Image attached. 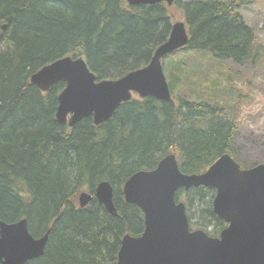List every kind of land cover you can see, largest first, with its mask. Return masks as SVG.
<instances>
[{
  "label": "trees",
  "instance_id": "1",
  "mask_svg": "<svg viewBox=\"0 0 264 264\" xmlns=\"http://www.w3.org/2000/svg\"><path fill=\"white\" fill-rule=\"evenodd\" d=\"M244 3L0 0V221L27 219L34 237L49 230L43 255L26 264H118L121 238L143 230L140 210L124 204L119 192L131 174L168 153L187 174L205 171L224 153L234 156L235 106L223 96L231 91L223 86L228 79L211 61L194 75L174 55L204 53L236 64L253 56ZM173 8L189 40L164 65L172 101L136 97L99 125L91 117L73 127L56 121L64 83L44 92L30 83L33 73L65 56L84 58L97 80L144 67L170 34ZM101 181L114 188L117 216L96 201L85 208L77 203L80 192ZM214 193L199 186L175 197L185 203L191 226L216 237L225 222L212 211Z\"/></svg>",
  "mask_w": 264,
  "mask_h": 264
},
{
  "label": "water",
  "instance_id": "2",
  "mask_svg": "<svg viewBox=\"0 0 264 264\" xmlns=\"http://www.w3.org/2000/svg\"><path fill=\"white\" fill-rule=\"evenodd\" d=\"M129 5L166 3L176 0H126ZM189 33L183 20L172 23L168 38L159 45L149 63L116 79L97 80L84 58L65 56L33 73L30 83L48 91L64 83L57 96L55 119L73 127L86 117L99 125L109 120L132 93L170 102L172 95L163 72L162 60L183 48ZM211 187L215 193L213 213L226 225L219 235L202 229L190 230L185 203L176 199L180 189ZM127 203L143 213L139 236L125 234L117 252L118 264H264V164L242 168L228 153L222 154L201 173L180 171L175 155L162 158L152 170H139L122 186ZM94 196L106 211L117 216L113 188L101 181ZM92 196L78 195L80 207ZM49 230L34 237L27 219L0 221V264H26L43 255Z\"/></svg>",
  "mask_w": 264,
  "mask_h": 264
},
{
  "label": "rangeland",
  "instance_id": "3",
  "mask_svg": "<svg viewBox=\"0 0 264 264\" xmlns=\"http://www.w3.org/2000/svg\"><path fill=\"white\" fill-rule=\"evenodd\" d=\"M245 1L241 8V15L252 31L253 56L237 64L231 60L217 62L204 53H176L174 59L182 61L189 71L194 69V75L198 74L201 67H205L208 61L219 65L220 69L216 68V70L218 69V73L228 79L227 83L223 82V86H228L231 90L224 91L223 96L231 98L233 110L235 106L236 131L232 141L233 158L242 168H250L257 164H264V0ZM176 9L169 11L172 23L184 20ZM169 56L162 60L167 82L169 79L164 65L169 60Z\"/></svg>",
  "mask_w": 264,
  "mask_h": 264
},
{
  "label": "flooded vegetation",
  "instance_id": "4",
  "mask_svg": "<svg viewBox=\"0 0 264 264\" xmlns=\"http://www.w3.org/2000/svg\"><path fill=\"white\" fill-rule=\"evenodd\" d=\"M119 78V77H118ZM97 79V78H96ZM116 79V78H115ZM139 98V99H144V98H146V97H140L139 95H137V93H132V95H131V98L128 100V101H130V100H132V99H134V98ZM127 102V101H126ZM123 103H125V102H123ZM122 104V103H121ZM120 104V105H121ZM119 108V107H118ZM117 108V109H118ZM117 111V110H116ZM115 111V112H116ZM114 112V113H115ZM113 116V115H112ZM91 117V116H90ZM92 118V117H91ZM108 121V120H107ZM168 154H170V153H168ZM172 154H174V153H172ZM167 155V154H166ZM165 155V156H166ZM175 155V154H174ZM164 156V157H165ZM164 157H161V158H159L158 160H157V163H156V165H155V167L157 166V164H158V162L162 159V158H164ZM175 158H176V160H177V157H176V155H175ZM177 163H178V165H179V162H178V160H177ZM155 167H153V168H151V169H144V170H152V169H154ZM179 168H180V166H179ZM180 171H181V169H180ZM182 172V171H181ZM134 174V173H133ZM132 175V174H131ZM130 175V176H131ZM129 178V177H128ZM127 178V179H128ZM109 182V181H108ZM125 182V181H124ZM110 183V182H109ZM124 184V183H123ZM123 184H121V186H120V190H119V192L121 193V196H122V200H123V202H124V204H126V205H133V206H135V207H137L135 204H130V203H127L126 201H125V199H124V197H123V194H122V186H123ZM112 185V184H111ZM97 186V185H96ZM96 188V187H95ZM112 188H113V186H112ZM95 190V189H94ZM182 190V189H181ZM86 192H88V193H90V195L92 196V198H91V200L88 202V204L86 205V206H84V207H81V208H85V207H87V206H89L90 204H91V202L92 201H96L99 205H101L102 207H103V209L106 211V209H105V207H104V205L103 204H101L100 202H98V200L95 198V196H94V191H90V190H85ZM184 191V190H183ZM112 200H113V204H114V188H113V196H112ZM180 201V200H179ZM77 203H78V197H77ZM78 205H79V203H78ZM115 206V205H114ZM80 207V206H79ZM138 208V207H137ZM185 208H186V206H185ZM139 210H140V208H138ZM107 212V211H106ZM140 212H141V214H142V222L144 223V220H143V213H142V211L140 210ZM108 213V212H107ZM186 214H187V208H186ZM111 215V214H110ZM187 218H188V214H187ZM188 222H189V219H188ZM225 225H226V223H225ZM189 227H190V230H195L196 228H194L193 226H191L190 225V222H189ZM143 228H144V224H143ZM143 231V230H142ZM142 233V232H141ZM140 233V234H141ZM139 234V235H140ZM139 235H134V236H139Z\"/></svg>",
  "mask_w": 264,
  "mask_h": 264
}]
</instances>
